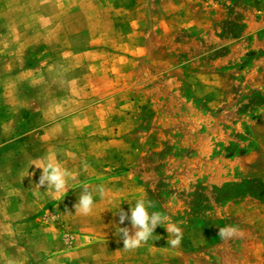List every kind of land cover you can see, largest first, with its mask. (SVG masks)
<instances>
[{
	"label": "rangeland",
	"instance_id": "1",
	"mask_svg": "<svg viewBox=\"0 0 264 264\" xmlns=\"http://www.w3.org/2000/svg\"><path fill=\"white\" fill-rule=\"evenodd\" d=\"M0 264H264V0H0Z\"/></svg>",
	"mask_w": 264,
	"mask_h": 264
},
{
	"label": "clouds",
	"instance_id": "2",
	"mask_svg": "<svg viewBox=\"0 0 264 264\" xmlns=\"http://www.w3.org/2000/svg\"><path fill=\"white\" fill-rule=\"evenodd\" d=\"M40 168L43 169V173L39 179V186L45 185V180L48 181L46 189L49 190L50 194L53 196H61L66 191V185L68 184V178L71 174L65 169L61 168L60 164L55 161L54 158H49L45 163H43ZM74 178V177H72ZM101 195L103 194V189H97ZM93 208V196L91 192L85 190L79 197L78 203L75 205V209L81 214L87 215L92 211ZM119 212V223L123 224L125 219L130 220L132 229H134V235L129 236V229L123 231L121 238L123 240V246L126 249H133L139 247L142 242H146L154 232L157 225L162 223V218L159 213L153 212L149 214L145 208L144 202L142 200H137L134 207H130L129 212H124L122 209H118ZM176 234V238L170 241L172 246H177L180 243V230L176 227L170 229ZM236 232L235 228L224 227L218 230V236L221 239L230 238Z\"/></svg>",
	"mask_w": 264,
	"mask_h": 264
}]
</instances>
